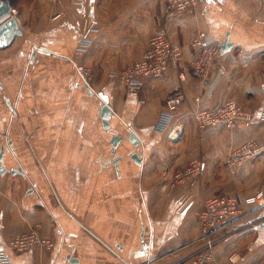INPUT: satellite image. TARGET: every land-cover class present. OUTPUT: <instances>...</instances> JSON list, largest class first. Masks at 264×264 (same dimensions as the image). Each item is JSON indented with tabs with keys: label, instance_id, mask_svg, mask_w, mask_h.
Returning a JSON list of instances; mask_svg holds the SVG:
<instances>
[{
	"label": "crops",
	"instance_id": "0c3cea01",
	"mask_svg": "<svg viewBox=\"0 0 264 264\" xmlns=\"http://www.w3.org/2000/svg\"><path fill=\"white\" fill-rule=\"evenodd\" d=\"M14 1L21 35L0 49V251L11 263L181 264L202 245L203 199L227 194L241 215L217 234L209 264H226L233 252L232 264H264V204L244 202L264 199V0H200L175 19L165 15L167 0ZM160 28L181 49L177 65L125 88L117 74ZM199 33L220 50L205 78L191 67ZM76 64L89 71L87 86ZM177 92L184 101L170 125L183 129L171 143L156 126L166 96ZM231 99L253 120L199 130L189 116ZM250 141L263 151L232 165V152ZM193 159L201 172L175 182L176 169ZM31 229L52 247H9Z\"/></svg>",
	"mask_w": 264,
	"mask_h": 264
},
{
	"label": "built area",
	"instance_id": "2783aa9c",
	"mask_svg": "<svg viewBox=\"0 0 264 264\" xmlns=\"http://www.w3.org/2000/svg\"><path fill=\"white\" fill-rule=\"evenodd\" d=\"M54 3L58 0H46ZM200 0H167L166 17L168 19L179 18L193 11ZM17 10L10 8L9 16L15 17ZM59 15L53 16V19ZM17 22L18 19L14 18ZM193 45L200 48V53L191 62V67L195 75L205 78L209 69L215 63L220 55L218 46L208 43L204 39V34L199 33L193 41ZM181 57V49L174 45L168 36L166 29L160 28L154 32L149 40L147 47L143 51L142 57L124 67L118 74L119 81L128 89H139L144 80L157 79L164 75L170 67L177 65ZM75 68L82 79L88 76L89 71L86 67L76 64ZM179 78H184L179 74ZM182 93H172L166 96L164 108L160 114L157 130L166 131L167 139L175 143L181 139L182 125H170L174 111L183 103ZM199 130L210 126L222 125L228 129H234L241 123H247L253 120V115L247 110L239 107L234 101H225L213 108L193 111L189 115ZM257 119L264 122V106L261 107ZM170 125V126H169ZM263 151V147L256 142H246L235 149L231 155V164L240 167L248 161L256 159ZM202 162L193 159L183 170L174 174L175 182H182L201 172ZM245 203H255L258 207L264 204V199L260 193L249 196L244 199ZM241 215V208L236 197L227 194H216L203 199L201 210L198 215L201 247L190 254L181 264H209L215 261L213 253L215 237L220 231H223ZM9 247L14 251L21 252L33 247L39 249H50L51 241L40 237L36 229L20 234L9 241ZM236 254L230 253L226 264L234 263ZM1 264H12L7 254L0 251Z\"/></svg>",
	"mask_w": 264,
	"mask_h": 264
},
{
	"label": "water",
	"instance_id": "95a60500",
	"mask_svg": "<svg viewBox=\"0 0 264 264\" xmlns=\"http://www.w3.org/2000/svg\"><path fill=\"white\" fill-rule=\"evenodd\" d=\"M11 4L9 0H0V49H4L10 45L12 40L21 35L20 28L18 27L17 21L9 16ZM101 99L107 103V97L103 94H99ZM102 118L104 119L103 126L104 129L107 130L109 128L108 120L110 117V111L106 105H102L100 108ZM130 141L133 145H138V140L132 135L130 137ZM119 142V137L114 136L111 140L112 148L115 149ZM2 156L3 150L0 151V171L2 169ZM135 163L140 164V159L136 153H132L129 155ZM121 158L115 159L113 163L120 161ZM262 217V216H261ZM260 227H264V220L260 223Z\"/></svg>",
	"mask_w": 264,
	"mask_h": 264
},
{
	"label": "rangeland",
	"instance_id": "374dc122",
	"mask_svg": "<svg viewBox=\"0 0 264 264\" xmlns=\"http://www.w3.org/2000/svg\"><path fill=\"white\" fill-rule=\"evenodd\" d=\"M9 1H10V0H9ZM11 1H12V2H11ZM11 1H10L11 4H14V3H15L14 0H11ZM13 8H14V7H13ZM15 9H16V8H15ZM17 12H18V11H17ZM89 76H90V73H89L88 76L85 77L84 79H82L81 76H79L80 79L83 80V82L85 83L86 86L88 85V81H89L88 78H89ZM231 100H232V99H231ZM227 101H229V100H227ZM232 101H234V100H232ZM224 102H225V101H224ZM234 102H235V101H234ZM235 103H236V102H235ZM236 104H237L239 107H241L238 103H236ZM241 108H243V107H241ZM243 109H244V108H243ZM244 110H245V109H244ZM250 113H251V112H250ZM178 125H179V124H178ZM182 129H183V128H182ZM181 170H183V169H176V172L181 171ZM201 205H202V204H201ZM237 219H238V218H237ZM237 219H236V220H237ZM236 220H235V221H236ZM216 237H217V236H216ZM216 237H215V240L217 239ZM215 243H216V241H215ZM215 243H214V249H213L214 256H215V252H214V250H215Z\"/></svg>",
	"mask_w": 264,
	"mask_h": 264
},
{
	"label": "bare ground",
	"instance_id": "6f19581e",
	"mask_svg": "<svg viewBox=\"0 0 264 264\" xmlns=\"http://www.w3.org/2000/svg\"><path fill=\"white\" fill-rule=\"evenodd\" d=\"M185 79V78H184ZM234 196V195H233Z\"/></svg>",
	"mask_w": 264,
	"mask_h": 264
},
{
	"label": "trees",
	"instance_id": "16d2710c",
	"mask_svg": "<svg viewBox=\"0 0 264 264\" xmlns=\"http://www.w3.org/2000/svg\"><path fill=\"white\" fill-rule=\"evenodd\" d=\"M11 1V0H10ZM12 2V1H11Z\"/></svg>",
	"mask_w": 264,
	"mask_h": 264
}]
</instances>
